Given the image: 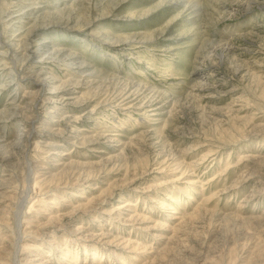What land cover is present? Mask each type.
Here are the masks:
<instances>
[{
    "label": "rangeland",
    "instance_id": "1",
    "mask_svg": "<svg viewBox=\"0 0 264 264\" xmlns=\"http://www.w3.org/2000/svg\"><path fill=\"white\" fill-rule=\"evenodd\" d=\"M0 44V264H264V0H0Z\"/></svg>",
    "mask_w": 264,
    "mask_h": 264
},
{
    "label": "bare ground",
    "instance_id": "2",
    "mask_svg": "<svg viewBox=\"0 0 264 264\" xmlns=\"http://www.w3.org/2000/svg\"><path fill=\"white\" fill-rule=\"evenodd\" d=\"M245 4L246 5H249V3L248 2H245ZM230 42H224V44L223 45H225L226 47H228L230 44H229ZM0 45H2V44H0ZM225 48V47H224ZM226 49V48H225ZM228 49H229V47H228ZM19 74V72H17L16 74H15V76L16 75H18ZM15 76H13V78L12 79H15ZM154 85V84H153ZM35 114V113H34ZM27 116V115H26ZM32 118V116H30L29 117V119L30 120H32L31 119ZM28 119V120H29ZM33 124H35V120H32L31 121ZM33 137H34V132H32L31 130L29 131V134H27L26 135V137H25V139H26V141L28 142V144H31L32 142L30 141V140H32L33 139ZM32 166H33V164H32ZM26 171H28V177L31 175V174H33V167H31V163H30V161H27V170ZM32 180L33 179H30L29 180V178H27V181L28 182H32ZM30 190H31V186L30 185H27V187H26V189H25V191L23 192V196H21L20 198H19V200H20V205L18 206V207H16V209H14V215H15V223H16V226H17V229H19V226H20V224H21V221L25 218V215L23 214V212H21V209H22V207H23V205H24V203H25V199L27 198V196H28V194H29V192H30ZM16 233H17V231H16ZM16 237V236H15ZM20 235H19V233H18V236L14 239V248H13V250H14V252H13V254H12V259H13V264H17V263H19V259H18V252H19V248H20V244H19V241H20Z\"/></svg>",
    "mask_w": 264,
    "mask_h": 264
}]
</instances>
